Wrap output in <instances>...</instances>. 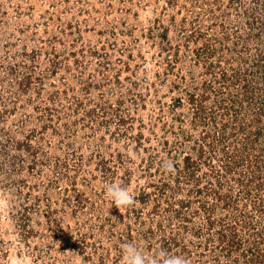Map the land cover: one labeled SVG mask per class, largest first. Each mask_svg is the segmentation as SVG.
Instances as JSON below:
<instances>
[{
    "label": "rangeland",
    "instance_id": "1",
    "mask_svg": "<svg viewBox=\"0 0 264 264\" xmlns=\"http://www.w3.org/2000/svg\"><path fill=\"white\" fill-rule=\"evenodd\" d=\"M0 202V264H264V0H0Z\"/></svg>",
    "mask_w": 264,
    "mask_h": 264
},
{
    "label": "clouds",
    "instance_id": "2",
    "mask_svg": "<svg viewBox=\"0 0 264 264\" xmlns=\"http://www.w3.org/2000/svg\"><path fill=\"white\" fill-rule=\"evenodd\" d=\"M106 195L111 198L121 212L125 207H129L134 203L132 192L118 184L106 185ZM5 206L0 202V208ZM122 253V264H187L184 258L168 256L164 252L158 253V259L150 257L142 253L134 244L122 245Z\"/></svg>",
    "mask_w": 264,
    "mask_h": 264
}]
</instances>
